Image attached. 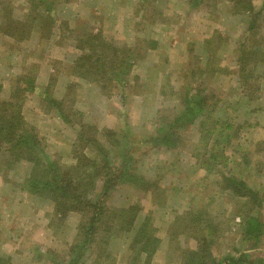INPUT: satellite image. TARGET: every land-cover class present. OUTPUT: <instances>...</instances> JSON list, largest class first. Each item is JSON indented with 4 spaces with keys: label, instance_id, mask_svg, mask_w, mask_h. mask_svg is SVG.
<instances>
[{
    "label": "rangeland",
    "instance_id": "374dc122",
    "mask_svg": "<svg viewBox=\"0 0 264 264\" xmlns=\"http://www.w3.org/2000/svg\"><path fill=\"white\" fill-rule=\"evenodd\" d=\"M94 54L117 61L128 54L130 76L105 91ZM23 79L36 90L16 98L27 87ZM200 98L204 113L179 130L178 147L154 146L158 128ZM16 110L40 142L44 168L54 164L49 182L59 170L80 183L88 159L119 165L128 144L137 180L111 190L107 217L80 264H187L205 249L209 264L228 256L264 264V234L254 246L244 229L252 216L264 224V0H0L1 123L16 122ZM80 122L96 126V141L87 143ZM229 125L228 146L221 136ZM33 164L0 148V256L69 264L85 215L34 193L27 182ZM231 173L260 193L261 209L225 190L223 176ZM101 190L99 181L94 202ZM147 218L160 240L150 258L135 245Z\"/></svg>",
    "mask_w": 264,
    "mask_h": 264
},
{
    "label": "trees",
    "instance_id": "16d2710c",
    "mask_svg": "<svg viewBox=\"0 0 264 264\" xmlns=\"http://www.w3.org/2000/svg\"><path fill=\"white\" fill-rule=\"evenodd\" d=\"M94 56L97 57L95 64H98L94 74L99 75L100 77L101 74L104 76L98 78L97 81L101 83L100 87L105 91H111V88L115 87L114 83H116L117 81L120 84H123L125 82L124 78L126 79V77L130 76L132 64L129 66V68L127 67L130 61L128 54H125V59L119 60L120 62L108 57L104 58L103 60L98 54H94ZM95 67L96 66H93L92 70ZM22 81H24L23 83L27 82V87L25 89L23 86V88L19 90L20 93L19 91L17 92L16 98L24 95L25 91L32 93L36 90L34 84L30 80L23 79ZM190 101L188 103H190ZM204 101L205 100L202 101V98H200V101L195 103L194 106L188 105V109L186 110V112L178 117L173 122V124L168 126V128L160 126L157 130L158 136L156 138H152L154 146L157 145L167 148H177L181 140V133H179V130L186 126V123H188L189 120L193 122L199 115V113L203 112ZM183 103L185 106L188 104L185 101H183ZM6 106L14 107V103L9 102ZM52 106H57L58 108H60V114L62 116L64 115L62 103L53 101ZM63 117L66 124L71 123L69 118L65 116ZM13 119H15L16 122L11 123L10 125H3V123H1L5 122L4 117H2V119L0 120V148L6 145L7 150L11 152L12 159L14 160L28 159L31 164H33L34 162L31 175L27 180L28 186L33 190L34 193H41L45 195L48 194L49 196H52L57 202L63 201L62 204L65 202L71 208L76 209L77 211H81L85 215L86 223L83 224L81 228L84 239L79 241L73 248L75 249L73 250L74 258L69 263L80 264V259L86 251L88 244L95 240L97 230H99L97 229L98 225H102L105 218L107 217V201L110 198L111 190L117 188V185L123 184V182L131 181V183H133L137 180V175L133 174L130 171L129 160L127 158L128 144L124 143V146L121 149L122 154L121 156L118 155L119 159H121L119 165L113 163L99 164L96 162V160L88 159L86 163V167L88 166L86 177L81 170V177L79 172L71 170L73 175L82 179L80 183H75L68 178V175L71 176L70 171L66 173H60L59 170L55 172V178L53 177V180L49 182L47 179L50 175L48 174H50V172L54 169V164H49L50 170L48 168H44L45 164H42V161L38 158L37 155L38 149L40 147V142L33 130H29L28 128L26 129L27 124L25 125V123L22 121V114L19 110L15 111V115L13 116L12 120ZM80 127L82 129V135H85L87 143L94 142V140L98 138L99 131L96 126L80 122ZM233 129V126L229 125L222 130L221 139L223 143L228 144V146L231 144V141L233 139V135H231L228 130L233 131ZM183 131L185 130L183 129ZM108 132L113 135L110 130ZM103 138L105 137L103 136ZM110 140L108 139L109 143H111ZM115 141L116 146L121 142L120 138L116 137ZM101 144H99V148L101 147L102 160L104 162L107 161L108 155L106 154L107 151L105 150L104 146H102ZM31 158L33 160H31ZM35 158L36 160H34ZM211 159H215V156H213V154H211ZM11 163L12 161L6 162V164H8L9 166ZM233 165L237 169V164L233 163ZM56 168H58L57 165ZM77 170L79 171V168H77ZM41 172L43 173V175L41 177H38ZM38 178L45 179L47 182ZM99 181L102 183V190L99 198L94 202L93 198L90 197L94 196L93 191ZM223 182L225 190L229 191L233 196H235V198L246 199L249 204L255 205V208L258 210L262 208L263 198L260 197V193L258 191H255L243 178L235 175V173H231L230 175L223 176ZM97 212H99L100 214L97 215ZM129 212L128 213L131 214L130 220H133L134 216L138 213V208H131ZM188 216H190L189 213ZM191 220L193 224L198 223L196 218H194L193 216L191 217ZM244 229L246 237L254 241V246L258 245L264 234V224L260 220L259 216H252L248 220H246ZM151 233H153V230L151 228L150 219L147 218L141 225L140 229L137 231L138 237L136 239L135 245H141V251H145L146 253H148L149 258L151 257V254H156V251L160 246V240L155 237L153 240ZM209 258H211L209 252L205 249L202 251V253L201 251H199V253L193 254L187 264H209ZM212 263L214 264V262ZM222 263V261L218 262V264ZM0 264L13 263L9 257L0 256ZM225 264L240 263L233 259V257L228 256L225 259Z\"/></svg>",
    "mask_w": 264,
    "mask_h": 264
}]
</instances>
